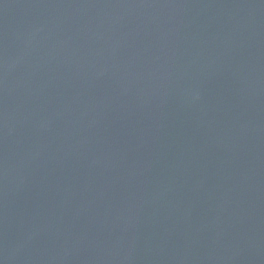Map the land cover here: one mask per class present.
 I'll return each instance as SVG.
<instances>
[{"label": "water", "instance_id": "1", "mask_svg": "<svg viewBox=\"0 0 264 264\" xmlns=\"http://www.w3.org/2000/svg\"><path fill=\"white\" fill-rule=\"evenodd\" d=\"M0 264H264V0H0Z\"/></svg>", "mask_w": 264, "mask_h": 264}]
</instances>
